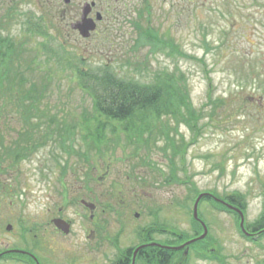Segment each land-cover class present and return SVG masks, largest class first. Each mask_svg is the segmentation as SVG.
Wrapping results in <instances>:
<instances>
[{
    "label": "rangeland",
    "instance_id": "rangeland-1",
    "mask_svg": "<svg viewBox=\"0 0 264 264\" xmlns=\"http://www.w3.org/2000/svg\"><path fill=\"white\" fill-rule=\"evenodd\" d=\"M12 1L0 0V35L24 42L25 60L40 51L44 63L35 73L24 71V88L46 83L44 110L80 121L93 110L91 96L73 79L76 64L108 65L136 78L156 71L182 75L192 104L181 121L159 120L140 140L119 125L118 135L108 128L115 142L102 153L80 133L71 156L50 143L18 162H2L0 264H30L23 252L43 264H114L147 238L187 239L197 231L193 211L201 193L241 196L248 224L264 216V0H98L91 16L99 11L103 19L87 38L73 25L91 0H14L15 18H8ZM145 24L173 38L184 55L170 57L171 48L151 53L147 45L135 50L137 27ZM64 51L68 68L61 69L55 57ZM1 112L0 133L9 143L24 123ZM162 126L177 145L175 156ZM218 207L199 204L208 235L181 257L189 264H264V235L247 237L237 213ZM210 242L222 260L198 254ZM9 250L23 251L27 263L11 259Z\"/></svg>",
    "mask_w": 264,
    "mask_h": 264
},
{
    "label": "trees",
    "instance_id": "trees-1",
    "mask_svg": "<svg viewBox=\"0 0 264 264\" xmlns=\"http://www.w3.org/2000/svg\"><path fill=\"white\" fill-rule=\"evenodd\" d=\"M15 3L13 2L8 7V18H15L17 12V10H14L17 5ZM144 12L150 13L148 3H146ZM7 21L9 22V19ZM137 31L135 50L140 51L143 46L147 45L150 47L149 52L151 53L171 48L169 52H166L170 57H174L175 53L184 55V52L179 48V44H176L174 39L169 38L166 34L162 35L159 28L145 24L143 26L139 25ZM29 32L30 29H27V34H25L27 37L30 35ZM40 34L43 33L40 32ZM13 39L11 35L7 37L0 35V123L4 121L2 110L5 115L10 112L17 114L19 119L22 118L24 127L19 128L17 139L9 143H5L2 133H0V165L8 160L14 163L18 162L23 157H28L41 148L49 146L50 143L59 145L63 152L71 156L76 146L74 140L77 134L80 135V133L84 138L90 137V139H93V146L98 145V152L102 153L104 151L103 147L107 145L106 143L115 142L107 134L108 128L115 135H118L117 125H119L124 131L128 132L129 136L135 134L140 140L144 138L145 134L151 135L154 133L159 120L174 117L179 122L191 107L192 101L186 87L187 82L182 75L180 77L176 73L156 71L147 77L136 78L132 74L119 76L108 65L86 68L76 64L73 70V79L81 90L91 96L93 110L82 112V121L75 120L68 115L60 116L51 113L41 107L46 83H42L39 88L37 83L33 81L30 87L24 88V84L28 80L24 71L27 69L29 72L35 73L37 65L44 63L43 59H41L43 62L40 63L41 60L38 58L40 51L31 56L30 59L25 60L24 49H22L24 42L19 44ZM17 44L20 45L21 49L17 47ZM41 44L43 45V43ZM42 48H40L41 51ZM44 50H48L49 53L53 49L46 48ZM65 53V51L56 53L58 55L55 57L57 59L56 63L61 69L68 68ZM70 63L72 64V62ZM141 63L142 61H137V64L142 65ZM131 67L133 69L137 68V66H135L136 68ZM71 68L73 69V67ZM160 131L169 139L173 156L177 155V145L170 138L169 132L164 126ZM59 162L61 163L58 160L57 163ZM225 199L243 208L246 206L242 202L241 196L232 194ZM205 200L215 207L219 206L227 212H233L224 204L212 199L210 195H205L200 203ZM236 220L239 224L237 214ZM261 220L259 218L248 226L256 230L260 226ZM194 225L197 230L196 234L188 236L187 239L185 236L178 235L173 242H184L198 236L203 228L195 219ZM151 240V238H147L143 243ZM203 241L192 244L191 248ZM132 251L129 248L127 252L120 254L114 264H130L129 256ZM219 253L220 250H215L211 242L210 245H205L201 252H198L203 257L205 255L207 259L222 260ZM181 255L180 251L153 245L140 250L136 264H189V258L184 259Z\"/></svg>",
    "mask_w": 264,
    "mask_h": 264
},
{
    "label": "water",
    "instance_id": "water-1",
    "mask_svg": "<svg viewBox=\"0 0 264 264\" xmlns=\"http://www.w3.org/2000/svg\"><path fill=\"white\" fill-rule=\"evenodd\" d=\"M84 13L87 14L86 10H85ZM97 19H98V20H101V15L98 14ZM74 26L80 31V33H81L84 37H89L91 31H94V30L96 29V26H97V25H96V22H95L94 20H92V19H87V17L85 16L81 22L75 24ZM203 196H204V194H200V195L198 196V198H197V200H196V202H195V205H194L193 215H194V218H195L196 220L200 221L201 224L203 225L204 232H203L200 236H197V237H195V238H192V239L188 240L187 242H185V243H183V244H181V245H179V246H165V245H160V244H157V245H159V246H163V247H167V248H171V249L179 250V249L184 248L185 246L189 247L190 244H192V243H194V242H196V241H198V240L204 239V238L207 236V234H208V227H207V225L205 224V222H203V221L201 220V218L199 217V212H198L199 202H200V200L202 199ZM214 198H215L216 200L222 202L223 204H225L227 207H229V208H231V209H234V210L240 212V214H241V222H240L241 227H242L243 231H245L247 234H249V233L247 232V230L245 229V217H244L243 212H242L239 208L233 206L232 204L226 202L225 200H221V199H219V198H217V197H214ZM54 223H55V225L57 226V228L61 229L63 232H69V230H70V225H69L64 219L56 218V219H54ZM11 228H12V225H9V226H8V229H11ZM152 244L155 245L156 243H152ZM144 246H145V245H141V246H139V247L135 250V255H136V253L138 252V250H139L140 248H143ZM187 252H188V249H186L185 253H187ZM135 255H134V259H133V264H134V261H135Z\"/></svg>",
    "mask_w": 264,
    "mask_h": 264
},
{
    "label": "flooded vegetation",
    "instance_id": "flooded-vegetation-1",
    "mask_svg": "<svg viewBox=\"0 0 264 264\" xmlns=\"http://www.w3.org/2000/svg\"><path fill=\"white\" fill-rule=\"evenodd\" d=\"M71 0H67V2H70ZM96 1H98V0H91V4H89V3H87L86 4V6L84 7V12H85V10H86V12H87V14H85V13H83V15H82V18H81V20H78V21H76V23H74V25L75 24H77V23H79V22H81L82 20H83V18L86 16L87 17V19H92V20H94L95 18L97 19V17H98V14L99 15H101V20L103 19V15H102V13L101 12H99V11H97L96 12V15H95V18H93L91 15H92V13H93V10H94V7H95V4H96ZM233 212H235V213H237L238 215H240L238 212H236V211H233ZM260 219H262L261 220V223H260V226L258 227V229L257 230H254L253 228H249L248 227V222L246 221V224H245V229L247 230V232L249 233V234H245L244 233V231L242 230V233H244L247 237H249V238H251V239H256L258 236H262V235H264V216H262ZM153 241V240H152ZM152 241H150V242H152ZM9 253H11V259H13V260H17V261H22V262H26V259L23 257V256H20L21 254L20 253H17L15 250H9L8 251ZM4 254V253H3ZM1 255V254H0ZM5 255V254H4ZM3 255V256H4ZM25 255H28V256H30V258H32V261L35 263V264H43V262L41 261L42 260V258H40V257H38V256H31V254L29 255V254H25ZM133 252H132V256H131V259H133ZM3 256H0V258L1 257H3ZM30 263H31V261H30Z\"/></svg>",
    "mask_w": 264,
    "mask_h": 264
}]
</instances>
